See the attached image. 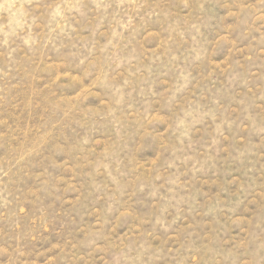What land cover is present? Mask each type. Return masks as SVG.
I'll list each match as a JSON object with an SVG mask.
<instances>
[{
    "label": "rangeland",
    "instance_id": "1",
    "mask_svg": "<svg viewBox=\"0 0 264 264\" xmlns=\"http://www.w3.org/2000/svg\"><path fill=\"white\" fill-rule=\"evenodd\" d=\"M0 264H264V0H0Z\"/></svg>",
    "mask_w": 264,
    "mask_h": 264
}]
</instances>
